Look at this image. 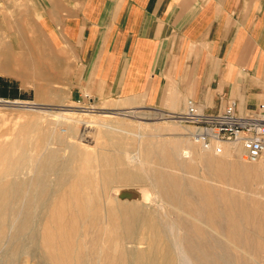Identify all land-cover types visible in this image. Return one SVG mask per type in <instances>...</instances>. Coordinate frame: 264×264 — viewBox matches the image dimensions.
I'll use <instances>...</instances> for the list:
<instances>
[{"label":"rangeland","instance_id":"rangeland-1","mask_svg":"<svg viewBox=\"0 0 264 264\" xmlns=\"http://www.w3.org/2000/svg\"><path fill=\"white\" fill-rule=\"evenodd\" d=\"M35 2L4 0L3 5H0L6 19L0 39V49L4 51V54L0 53V83L16 85L21 94L17 98L0 95V100L5 103L29 101L41 106L0 104V142L16 146V156L21 159L24 168L23 176L19 179H31L32 182L27 197L22 200V211L11 215L13 230L27 218L26 203L29 199L35 213L42 211L44 214L46 207L41 203L64 193L67 211H77L82 204L86 205V215L81 218L83 223H95L98 226V223L107 225V222L111 225L105 215L106 207L114 208L119 202L140 200L144 203L138 204L157 215L164 225L176 228L193 222L206 228L182 209L189 207L195 198L206 194L210 188L216 191L214 195L227 196L228 199L236 197L240 204L256 210V225H240L243 236H253L255 239L253 250L241 244L236 246L231 243L230 246L227 239L224 241L230 246V256L237 259V264H264V166L256 170L253 176H241L242 179L237 181V170L233 165L260 162L245 161L240 148L229 142L222 143L225 147L222 154L214 150L203 151L192 140L191 127L172 117L173 112L147 105L132 107L117 100H98L89 93L71 95L59 83H45L48 81L45 69L38 68L33 72L36 76L29 77L28 69L10 66L8 56L12 50L10 47L16 41L13 38L15 33L41 38ZM59 106L77 110L73 121L65 117L66 111L55 108ZM24 145L28 151L26 154L22 153L21 147ZM260 161L264 162L263 159ZM218 169L223 170L220 176L217 175ZM132 174L144 176L145 181L112 180L116 176ZM72 186L76 191L74 193L70 192ZM137 190L144 191L143 195L138 197L132 194ZM110 197L116 198L111 200ZM114 224L121 229L119 219ZM178 232L182 238L185 231L180 229ZM213 234L219 237L217 232ZM13 241L11 234L0 243V264H43L40 257L42 253L34 244L29 249L31 252L34 250L32 253L26 249L20 255L16 253L19 250L13 253ZM139 246L145 247L146 244Z\"/></svg>","mask_w":264,"mask_h":264},{"label":"crops","instance_id":"crops-1","mask_svg":"<svg viewBox=\"0 0 264 264\" xmlns=\"http://www.w3.org/2000/svg\"><path fill=\"white\" fill-rule=\"evenodd\" d=\"M35 9L41 38L15 33L8 64L29 77L45 69V83L71 95L166 112L189 98L208 112L264 100V0H36Z\"/></svg>","mask_w":264,"mask_h":264},{"label":"bare ground","instance_id":"bare-ground-1","mask_svg":"<svg viewBox=\"0 0 264 264\" xmlns=\"http://www.w3.org/2000/svg\"><path fill=\"white\" fill-rule=\"evenodd\" d=\"M4 103L0 100V104ZM6 103L16 106L41 107L34 102L22 100ZM55 108L66 111L67 115L65 117L68 121H73L74 114L77 113V110L75 111L66 106ZM104 111L106 112V110ZM115 113L126 114L125 112ZM171 116L176 117L174 112ZM112 128L120 129L118 127ZM24 147L25 145L21 147L22 153L26 154L28 151ZM15 149L16 146L13 143L0 142V243L4 238L12 234V238L14 237L13 242L15 243V247L12 250L14 251L13 253L19 250L20 252L16 253L21 255L26 249H32L30 245L34 244L42 253V256H39L42 257L41 263L43 262V264H184V262L190 264H237V259L230 256L229 247L231 243L236 246L240 244L247 246L250 250L254 249L255 239L252 238L253 236H243L240 232L241 230L243 231L240 225L243 223L256 225V210L253 207H246L240 204L236 197L228 199L227 196L214 195L213 193L216 191H212L210 188L206 194H201L199 198H195L189 207L182 209L192 219L203 223L206 228L193 222H188L181 227L176 226V228L173 225H164L157 215L152 214L146 207L138 204L144 203L140 200L132 203L128 200H122L128 202H119L114 208L106 207L105 215L111 225H108L107 222V225L98 223V226L95 223H83L81 218L86 215V205L82 204L77 211H67L65 204L66 194L64 193L55 199L49 200L48 198L45 203H41L46 207L44 214H42V211L35 213L36 211L34 208L32 209L33 206L29 199L28 203H26L27 218L22 223L19 222L21 224L18 223V228L13 230L14 225L10 224L11 215L22 211L24 204L22 200L27 197L28 189L32 184L31 179H19L23 176L24 168L21 159L16 156ZM212 150L222 154L225 147L220 144ZM212 150L203 149V151ZM262 159L264 160V157ZM260 160H258L260 162L258 164L242 163L233 165L237 170L235 179L238 181L241 176H253L256 170L261 168L262 165L264 166V162L262 163ZM35 161L39 162L36 159ZM33 164L36 165L37 163ZM217 171L218 176L223 174L222 169ZM114 179L145 181L144 176L133 174L116 176L112 178V180ZM231 179L233 180V178ZM161 187L164 188L162 185ZM71 189L73 190L70 192H76L74 187ZM143 193L144 191L137 190L132 194L139 197ZM75 195L78 196L77 193ZM113 198L115 199L116 197ZM244 202L246 203V201ZM145 204L149 205L148 203ZM234 207H239L240 209L237 210ZM118 219L121 222L120 230L114 224ZM180 229L185 231L182 238L179 237L178 230ZM213 232H217L219 237L214 235ZM224 239L230 242V246ZM140 244H146V246L140 248ZM29 251L31 252V250ZM35 252L37 251L35 250ZM243 252L245 251L243 250ZM37 259L39 258L37 257Z\"/></svg>","mask_w":264,"mask_h":264},{"label":"built area","instance_id":"built-area-1","mask_svg":"<svg viewBox=\"0 0 264 264\" xmlns=\"http://www.w3.org/2000/svg\"><path fill=\"white\" fill-rule=\"evenodd\" d=\"M235 99H229L224 110L208 112L189 98L185 109L175 118L191 127L192 140L205 150L229 142L241 149V157L256 162L264 157V102L253 110L241 112Z\"/></svg>","mask_w":264,"mask_h":264},{"label":"trees","instance_id":"trees-1","mask_svg":"<svg viewBox=\"0 0 264 264\" xmlns=\"http://www.w3.org/2000/svg\"><path fill=\"white\" fill-rule=\"evenodd\" d=\"M0 95L3 97H12V98L21 97L18 87L8 82L0 83Z\"/></svg>","mask_w":264,"mask_h":264}]
</instances>
